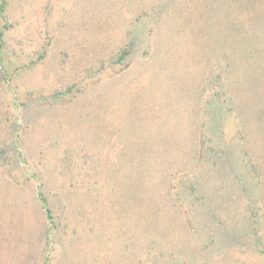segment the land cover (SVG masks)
Returning <instances> with one entry per match:
<instances>
[{
  "label": "rangeland",
  "instance_id": "obj_1",
  "mask_svg": "<svg viewBox=\"0 0 264 264\" xmlns=\"http://www.w3.org/2000/svg\"><path fill=\"white\" fill-rule=\"evenodd\" d=\"M0 264H264V0H0Z\"/></svg>",
  "mask_w": 264,
  "mask_h": 264
},
{
  "label": "trees",
  "instance_id": "obj_2",
  "mask_svg": "<svg viewBox=\"0 0 264 264\" xmlns=\"http://www.w3.org/2000/svg\"><path fill=\"white\" fill-rule=\"evenodd\" d=\"M174 189L175 188H172V190H171L172 193L171 194H175ZM39 200L42 202V209L45 212V215H46L49 223L52 225L53 224V219H52V214H51L50 208L45 204V200L43 198L40 197Z\"/></svg>",
  "mask_w": 264,
  "mask_h": 264
}]
</instances>
